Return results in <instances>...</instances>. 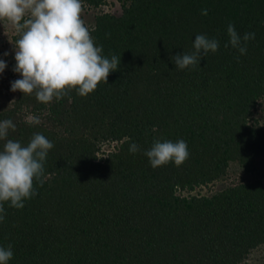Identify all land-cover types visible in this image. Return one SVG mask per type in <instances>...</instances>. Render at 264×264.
I'll use <instances>...</instances> for the list:
<instances>
[{"label":"trees","instance_id":"1","mask_svg":"<svg viewBox=\"0 0 264 264\" xmlns=\"http://www.w3.org/2000/svg\"><path fill=\"white\" fill-rule=\"evenodd\" d=\"M119 2L118 14L99 11L105 0H84L99 11L89 26L97 46L121 59L108 84L47 105L0 88V121L16 124L8 139L26 145L41 133L54 144L38 195L22 209L4 204L0 246L12 245L9 264H242L264 246L263 180L191 193L223 180L232 163L253 175L264 157L255 118L264 0ZM229 23L255 33L245 55L224 47ZM200 34L218 40V51L194 70L176 69L171 57L192 52ZM29 114L41 124L27 123ZM157 139H183L189 159L152 168L144 152ZM106 144L115 146L101 151Z\"/></svg>","mask_w":264,"mask_h":264},{"label":"clouds","instance_id":"2","mask_svg":"<svg viewBox=\"0 0 264 264\" xmlns=\"http://www.w3.org/2000/svg\"><path fill=\"white\" fill-rule=\"evenodd\" d=\"M84 0H0V26L11 28L17 36L14 43L15 67L20 75L11 83L12 92L35 96L42 104H50L76 92L81 97L94 93L101 84H108L109 75L119 70L120 57L105 56L97 46L92 29L84 19ZM201 14L206 16L207 9ZM229 45L240 55L247 53L248 42L255 33L241 36L232 23L227 27ZM219 41L200 34L195 37L193 51L171 57L176 69H195L203 57L216 53ZM10 53H5L7 56ZM238 59V58H237ZM7 68L0 59V74ZM26 122L40 125L39 116L29 114ZM16 130L11 119L0 121V222L5 218L4 204L15 209L25 207V201L38 195L37 185L46 180L45 161L54 144L41 133H34L25 145L8 139ZM140 151L132 143L129 152ZM154 169L170 163L181 166L190 157L186 141L155 140L144 152ZM14 252L11 244L0 246V264H9Z\"/></svg>","mask_w":264,"mask_h":264},{"label":"rangeland","instance_id":"3","mask_svg":"<svg viewBox=\"0 0 264 264\" xmlns=\"http://www.w3.org/2000/svg\"><path fill=\"white\" fill-rule=\"evenodd\" d=\"M106 5L101 6L99 11L109 12V13H120V2L119 0H105ZM98 10L89 9L87 7L84 8V19L88 26H90L94 21V16L99 12ZM14 37H17L14 31L9 27L3 30L2 26H0V59L4 60L7 64V68L5 71L0 74V88L5 93H11V83L17 79H20L19 74L13 71L15 66H8L11 62V57L15 56L14 52ZM5 53H10L5 56ZM255 118L259 120L260 123H264V99L261 101V104L258 106L255 112ZM115 144H106L102 147L101 151H109L113 150ZM253 178H260L264 182V157L260 158L257 161V169L253 175L246 174L239 166L236 164H231L228 168L226 176L223 180L208 185L206 187L198 188L191 194L198 195H210L217 192L223 186H231L236 185L241 182L249 181ZM181 195H187L186 193H181ZM242 264H264V246L252 252L249 258L243 262Z\"/></svg>","mask_w":264,"mask_h":264}]
</instances>
